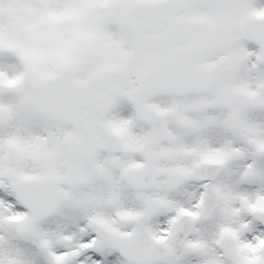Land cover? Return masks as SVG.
I'll return each instance as SVG.
<instances>
[{
  "label": "snow or ice",
  "instance_id": "1",
  "mask_svg": "<svg viewBox=\"0 0 264 264\" xmlns=\"http://www.w3.org/2000/svg\"><path fill=\"white\" fill-rule=\"evenodd\" d=\"M0 264H264V2L0 0Z\"/></svg>",
  "mask_w": 264,
  "mask_h": 264
},
{
  "label": "rangeland",
  "instance_id": "2",
  "mask_svg": "<svg viewBox=\"0 0 264 264\" xmlns=\"http://www.w3.org/2000/svg\"><path fill=\"white\" fill-rule=\"evenodd\" d=\"M261 2H264V0H261ZM250 47H254V46H250Z\"/></svg>",
  "mask_w": 264,
  "mask_h": 264
}]
</instances>
